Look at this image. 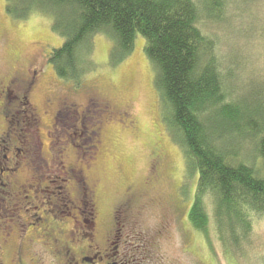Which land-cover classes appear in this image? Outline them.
Segmentation results:
<instances>
[{"label":"rangeland","instance_id":"1","mask_svg":"<svg viewBox=\"0 0 264 264\" xmlns=\"http://www.w3.org/2000/svg\"><path fill=\"white\" fill-rule=\"evenodd\" d=\"M236 27L239 22L232 24V29ZM222 37L226 48L237 50L234 53L240 60L233 81L246 90L241 96L250 90L247 97L255 102L253 110L262 115L252 117L250 126L264 128V45L251 49L244 36L228 32L226 26ZM63 42L53 31L50 16L35 12L28 19H15L7 12L6 0H0V86L15 80L28 92L26 106L19 109H25L21 118L27 124H10V112L18 111L15 100L3 110L4 99L0 98V135L9 133V147L17 142L21 150L15 147L8 152L2 147L6 143H0V165L6 163L14 169L0 174L3 263L12 264L19 250L26 257L31 250L35 264H67L69 257L58 254L66 246L78 261L101 254L103 261L96 264H106L108 256L120 263L132 258V264H264V215H251L250 235L229 236L226 232L225 241L209 206L208 234L198 233L191 225L189 214L199 174L188 168L184 150L165 121L167 110L156 86V70L145 53L144 38L137 37L132 53L117 66L111 62L113 40L104 35L93 38L95 69L79 86L58 78L49 64L51 52ZM11 91L14 95L15 89ZM32 107L41 112L39 125L28 122ZM85 117L88 120L83 125ZM88 134L93 136L89 142ZM244 148L248 150L250 145L244 144ZM256 169L264 177L262 159ZM74 170L95 190L91 217L94 213L97 226L93 238L86 228L55 234L62 242L57 252L50 243L55 238L50 237L51 226H47L49 236L33 226L34 214L41 213L35 206L44 201V193L30 198V189L18 192L16 186L35 188L37 182L32 180L40 178L46 179L42 186L55 180L57 186L70 185ZM86 199L81 187L77 203ZM126 203L131 209L127 214L118 213ZM49 214L43 220L56 216L67 227L73 218L81 219L76 213L71 218H62L56 211ZM115 229L117 233L112 234ZM115 235H120L117 241Z\"/></svg>","mask_w":264,"mask_h":264},{"label":"trees","instance_id":"2","mask_svg":"<svg viewBox=\"0 0 264 264\" xmlns=\"http://www.w3.org/2000/svg\"><path fill=\"white\" fill-rule=\"evenodd\" d=\"M6 4L15 19H28L35 12L52 18V29L64 42L51 52L49 64L58 78L76 86L95 69L93 38L104 35L113 40L111 62L117 66L142 36L167 110L165 121L184 150L188 168L199 174L191 225L198 233L208 231L209 206L222 241L226 232L251 234V215H264V177L256 169L258 159L264 162V128L250 126L251 118L261 113L253 110L255 102L247 97L250 90L241 96L246 90L233 81L240 60L236 49L226 48L222 33L226 26L228 32L244 36L249 48H261L264 0H6ZM235 22L240 27L232 29ZM83 119L85 125L88 119ZM92 139L88 134L87 141ZM7 140L0 137V143H6L3 148L10 145Z\"/></svg>","mask_w":264,"mask_h":264},{"label":"flooded vegetation","instance_id":"3","mask_svg":"<svg viewBox=\"0 0 264 264\" xmlns=\"http://www.w3.org/2000/svg\"><path fill=\"white\" fill-rule=\"evenodd\" d=\"M26 84H31V83H26ZM11 88L15 89V94L13 95ZM22 89H20L19 85L15 83L14 81H11V83L7 84V85H3L0 86V98L2 96V98L4 99L3 102L4 104L2 105V109L4 110V107L6 106V104L9 103V101L14 98V103H15V107L18 109V111H13L10 112L13 120H9L10 124H27L26 121H23V113H26L25 109L24 110H19L20 107L23 108L24 106H26V101L28 100V92L26 93L25 89L23 86H21ZM24 88V90H23ZM31 109V118L28 122H32L34 125L35 123H37L38 125L41 124V117L39 115V110H37L35 107L30 108ZM5 113V112H4ZM41 113V112H40ZM9 115V114H8ZM126 115V114H124ZM20 117V118H19ZM30 127H32L31 123L29 124ZM7 136H9V133L4 132L3 134L0 135V137L2 138H6ZM17 142L15 143L14 148L16 147V150L18 152H20L21 150L16 146ZM9 146L7 148H5L6 151H11V149ZM5 158L7 159L8 156L6 155ZM0 174H5L6 172H13L12 170H14L13 168H11V166H9L8 164H2L0 165ZM153 168H156V164L154 165ZM80 174H82V171H80ZM72 176V182L70 185L68 184H62L61 186H57L55 185V183L57 182L55 180V182H50L52 185L49 186H42V184L44 183V181L46 179L40 178L39 181H35L32 180V183L37 182V187H28V185L25 186H20L17 185L16 189L17 191H22L23 188L25 187L26 189H30L32 191V195L30 198H32L34 195L36 194H40V193H44V201L41 203V205L35 206V209H38L41 213L36 212L35 215V220H36V224H33V226H37V230H41L42 234H45L47 236H49V229H47V226H51V230H52V234L50 235V237L54 238L55 234L58 235H65L68 232L73 233L74 231H83L84 228H86V231H88L90 233V236L93 238L94 236V232L96 230V222L94 221L95 219V214H92L91 217V210L94 211L95 208V190H93L92 188H90L87 183L83 182L82 179L78 178L76 176V171L74 170L73 173H71ZM60 179L62 182H67L64 179L58 178ZM68 183V182H67ZM5 184V183H3ZM1 185V184H0ZM9 186V184H7ZM81 187H83L87 193V199L84 200L81 203H77V194L78 192L80 193V189ZM29 198V197H28ZM43 199V197H42ZM127 205L123 208H121L120 211H117L118 213L123 211L124 214H127L126 210L131 209V205H128V203H126ZM43 207V208H41ZM47 208H51V210H47ZM42 209V210H41ZM53 211H56L59 213V215H62L63 217H72L73 213H76L78 215L81 216V219L78 220V218H73V220L71 222H69V224H71V227H67L65 222H61L60 219H58V217L56 216H52L51 220L49 221H45L43 220V216H47L49 217V213H52ZM88 211L89 216H88ZM82 215H87L82 217ZM117 215V213H116ZM47 223V225H45ZM120 225V224H119ZM113 229V228H112ZM111 229V230H112ZM125 231V229L123 230ZM122 231V233H123ZM120 232V230L118 231ZM117 233V229L113 230L112 234ZM120 235H115V241H117L119 239ZM47 241V240H46ZM65 241V238H64ZM50 243H53L51 245L52 248H55L57 250V252H59L61 247L62 242L59 241L56 237L54 238V240ZM72 241H69V246L71 245ZM45 244L47 246H49V241L45 242ZM65 245V243H64ZM1 246L2 244L0 243V264H4L2 259H3V255H1ZM20 249H22V246L20 247ZM67 251V252H66ZM117 252L116 247H114V252ZM31 254V250L28 251V255L26 257V255L22 256V252L19 250L17 252V255L15 258H13L12 264H35L34 262H36V259L31 258L30 256ZM60 256L65 257L64 259H66L67 257L68 260H65V262L67 264H96L99 260L103 261V256L101 254H94V255H90V256H86L82 259H80V261L76 260L74 258V255L71 254V247L70 249L66 250V246H64V250L62 252V250L60 251V253H58ZM59 256V257H60ZM33 257V256H32ZM39 260L41 261L43 259V256H38ZM111 256H108V260L106 264H128V262L130 264H132L133 261L132 258L129 259H125L126 263H124L121 260L120 261L117 258H110ZM141 259V258H140ZM105 260V258H104ZM106 261V260H105Z\"/></svg>","mask_w":264,"mask_h":264}]
</instances>
